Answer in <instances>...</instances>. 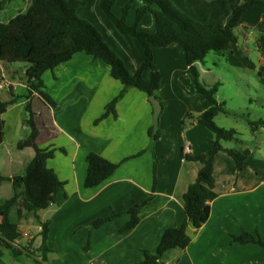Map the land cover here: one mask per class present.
<instances>
[{
    "label": "crops",
    "instance_id": "1",
    "mask_svg": "<svg viewBox=\"0 0 264 264\" xmlns=\"http://www.w3.org/2000/svg\"><path fill=\"white\" fill-rule=\"evenodd\" d=\"M11 1L7 0L0 11L4 12ZM30 3L31 0L22 12ZM11 18L0 22H8ZM256 31L262 30L246 25L237 27L238 40L230 50L247 54L249 48L243 51L242 43L252 40L264 56V40L260 34H255ZM153 49L157 70L162 74L159 94L165 105L158 122L163 133L157 140L149 135L150 128L154 127L153 105L137 88H129L118 101L117 118L110 114L95 123L104 113L105 106L122 89L121 83L112 77L110 65L101 59L78 52L53 70L45 71L42 75L45 90L55 104L38 93L27 98L25 70L12 72L19 67L3 65L0 97L5 101L14 97L16 100L4 115V140L0 145V204L14 197L12 178L26 174L36 154L32 146L19 148L17 145L29 135L22 137L29 129L26 124L29 103L39 129L37 144L41 148H56L48 166L65 182L64 191L57 193L58 204L36 211L42 221H51L48 239L51 251L48 260L42 263L137 264L144 259L142 250L157 251L166 229L183 224L186 217L183 196L202 164L184 159L182 152L189 147L192 155L210 153L214 135L194 119L210 106V101L191 87L182 46L172 43L163 47L167 52L158 53L159 50ZM263 56L258 66L262 87ZM250 63L255 66L252 61ZM196 66L202 77L204 70L200 62ZM20 86L26 92L19 93ZM256 89L260 88L257 86ZM233 93L237 96L235 90ZM189 114L193 119L183 128L182 122ZM222 115L225 114L215 118L218 125L235 128L243 134L234 120L219 123ZM226 117L234 119L233 116ZM251 135L257 142L256 147L255 150L240 148L252 152L242 170L237 169L235 160L228 153L216 155L214 176L218 196L210 202V218L200 228L188 226L190 244L185 249L168 251L163 258L165 264H264V246L232 241L233 235L244 231L258 234L264 241V125L252 128ZM223 145L234 148L228 141ZM90 152L121 164L104 182L87 188L84 185L88 167L86 156ZM155 156L159 158L157 190L140 212L139 224L121 232L130 219V214L123 213L100 227H91V222L113 212H125L148 197L153 186ZM36 215L31 213L20 219L16 204L9 211L10 220L21 232L18 245L28 247L27 241L34 238V247L38 251L42 227Z\"/></svg>",
    "mask_w": 264,
    "mask_h": 264
},
{
    "label": "trees",
    "instance_id": "2",
    "mask_svg": "<svg viewBox=\"0 0 264 264\" xmlns=\"http://www.w3.org/2000/svg\"><path fill=\"white\" fill-rule=\"evenodd\" d=\"M6 1L0 2V8ZM241 25L264 30V0H31L26 11L13 16L8 22H0V63H25L27 98L38 93L55 104L45 90L42 75L70 60L78 52H85L110 65L111 75L121 83L122 89L105 106L104 113L95 123L110 114L117 118L116 104L132 87L144 92L147 97L157 98L163 111L165 105L159 94L162 74L157 70L153 48L172 43L183 47L189 66L190 85L196 93L210 101V106L194 119L213 133L212 149L209 154L201 155H192L183 150L184 159L202 164L196 179L183 196L185 220L180 227H170L164 231L155 253L142 250L144 259L137 264H165L163 258L168 251L185 249L190 244L188 226L191 224L200 228L208 221L212 211L210 202L218 196L214 164L219 152L228 153L235 160L238 170H242L252 156L249 149L223 145L226 141L240 140V133L235 128L217 124V115L231 114L226 103L217 96L221 83H204L196 66L197 62L204 61L211 50H230L238 40L235 30ZM147 71H150V78L144 75ZM15 100L16 97L10 101L0 97V145L4 140V115ZM27 111L29 117L26 124L30 134L17 145L19 148L32 146L36 154L26 174L12 178L14 197L0 204V264H9L3 259V247L14 257L32 253L28 247L17 243L21 232L9 218L11 207L17 205L20 219L31 213L36 215L37 210L58 204L57 193L65 189V182L48 166V160L55 156L56 148L38 146L39 129L31 103L27 105ZM191 119L193 116L189 114L183 120L182 127L185 128ZM250 124L254 128L264 125V120L250 121ZM162 133L159 124L149 130L153 140L159 139ZM86 161L88 167L84 185L87 188L104 182L121 164L94 152L87 154ZM158 161L159 158L155 156L153 186L147 198L125 212H113L99 218L90 226L100 227L128 213L130 219L121 232L136 227L140 222V212L156 194ZM36 218L42 227V243L38 249L40 261L46 262L51 251L48 247L51 221H42L37 215ZM232 241L264 246L258 234L246 231L233 235Z\"/></svg>",
    "mask_w": 264,
    "mask_h": 264
},
{
    "label": "rangeland",
    "instance_id": "3",
    "mask_svg": "<svg viewBox=\"0 0 264 264\" xmlns=\"http://www.w3.org/2000/svg\"><path fill=\"white\" fill-rule=\"evenodd\" d=\"M29 1L12 0L11 3L7 4V9L4 12L0 11V20L3 21L11 16L13 17L18 12H22ZM4 5L5 3L2 6ZM255 34H260L264 40V30L260 31V33L256 31ZM241 35H244L243 31H241ZM246 47L249 48L247 54L238 51L232 52L231 50L225 52L211 50L206 55L204 61L200 62V67L204 70L201 79L209 85L216 82L221 83L217 96L221 98V101H226H224L226 107L231 112L229 116H233L232 118L234 119H227L226 115H222L219 123H224L223 120H234L238 124L241 133H243L239 134V138L241 139L239 142L232 140L228 141V144L238 149L250 147L255 150L257 142H255L251 135L252 125L250 124V119H264V87H262L261 77L258 72L259 60L263 54L261 50H258L255 41L250 40L247 44L242 43L243 51ZM155 49L159 50L157 53L160 51L167 52L163 47H155ZM250 61L255 66L250 65ZM23 64L25 63H1L5 67L11 65L19 67L16 71H12L17 73L25 70L26 65ZM144 75L145 77L149 76L150 71H147ZM257 86L260 88L259 90L256 89ZM234 90L237 92V96L233 93ZM18 92L24 93L26 89L20 86ZM28 133L30 134V128L22 134V137H27ZM1 197L2 195L0 194ZM26 245L32 253L26 252V254L20 257H14L7 248L3 247V259L9 264H44L40 263L42 261H40L39 252L34 247V238L27 241Z\"/></svg>",
    "mask_w": 264,
    "mask_h": 264
},
{
    "label": "water",
    "instance_id": "4",
    "mask_svg": "<svg viewBox=\"0 0 264 264\" xmlns=\"http://www.w3.org/2000/svg\"><path fill=\"white\" fill-rule=\"evenodd\" d=\"M150 102L153 105V119H154V127H157L159 122V115L162 111V106L160 101L155 97H149Z\"/></svg>",
    "mask_w": 264,
    "mask_h": 264
},
{
    "label": "built area",
    "instance_id": "5",
    "mask_svg": "<svg viewBox=\"0 0 264 264\" xmlns=\"http://www.w3.org/2000/svg\"><path fill=\"white\" fill-rule=\"evenodd\" d=\"M0 74H3V66L1 65V63H0ZM184 151H185V153H189V151H190L189 147H187L186 150H184Z\"/></svg>",
    "mask_w": 264,
    "mask_h": 264
}]
</instances>
